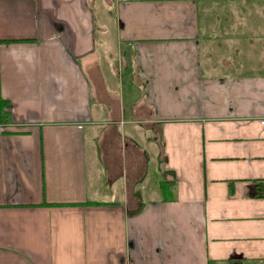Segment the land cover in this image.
Masks as SVG:
<instances>
[{"label": "crops", "instance_id": "crops-1", "mask_svg": "<svg viewBox=\"0 0 264 264\" xmlns=\"http://www.w3.org/2000/svg\"><path fill=\"white\" fill-rule=\"evenodd\" d=\"M106 2L0 0V264H264V0Z\"/></svg>", "mask_w": 264, "mask_h": 264}, {"label": "rangeland", "instance_id": "rangeland-1", "mask_svg": "<svg viewBox=\"0 0 264 264\" xmlns=\"http://www.w3.org/2000/svg\"><path fill=\"white\" fill-rule=\"evenodd\" d=\"M92 3L91 8H93L96 17L99 18L100 24L103 25L104 22V17L106 18L107 16V12L109 11L110 6L108 5V3L106 2V0H88ZM204 20V17H202V21ZM204 43V40H203ZM112 47H111V51H112ZM118 50L116 51V58H118ZM123 58H125V64L120 65L121 71L123 73L124 76V85L123 88L126 92L129 91H133L135 93L136 98L139 97V92H137V90L134 89V85H133V74H134V68L132 66V63L130 61V58L128 55H126V52H123ZM157 155L161 154L160 152L157 153Z\"/></svg>", "mask_w": 264, "mask_h": 264}, {"label": "trees", "instance_id": "trees-1", "mask_svg": "<svg viewBox=\"0 0 264 264\" xmlns=\"http://www.w3.org/2000/svg\"><path fill=\"white\" fill-rule=\"evenodd\" d=\"M7 106H8V103L0 99V124H3L5 122L4 113H5Z\"/></svg>", "mask_w": 264, "mask_h": 264}]
</instances>
